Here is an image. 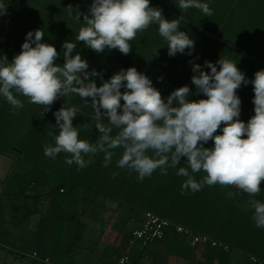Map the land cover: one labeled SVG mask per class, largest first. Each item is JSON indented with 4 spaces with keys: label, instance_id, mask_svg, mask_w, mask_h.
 <instances>
[{
    "label": "crops",
    "instance_id": "0c3cea01",
    "mask_svg": "<svg viewBox=\"0 0 264 264\" xmlns=\"http://www.w3.org/2000/svg\"><path fill=\"white\" fill-rule=\"evenodd\" d=\"M200 2L209 5L211 16L195 8L180 10L178 0H150V6L161 9L168 20L182 15L180 30L195 42L191 55L186 49L184 54L170 57L156 24L137 34L130 42L128 55L117 49L96 53L83 42L77 43L73 55L78 53L88 62L89 72L95 69L102 74L103 79L92 77L98 87L121 69L135 67L152 81L165 100L185 85L190 88L189 100L206 99L192 84L193 63L204 67L205 61L215 63L221 57L227 58L237 63L246 79H254V74L263 70L248 65L256 60L252 51L257 50V60L264 62V0ZM91 3L92 0H1L5 10L0 8V58L6 55L11 62L20 53L26 34L41 29L45 35L42 42L57 49L55 63L62 65V45L76 42L83 14L88 13ZM69 6L82 13L81 20L75 17V11L70 14ZM204 70L210 72L206 67ZM237 95L241 100L239 119L247 123L255 115L253 85L242 84ZM17 98L24 107L13 110L0 96V264H116L145 213L154 212L148 209L150 202L146 198L152 176L140 181L136 172L118 168L121 148L113 150L107 167L104 159L100 160L103 153L94 157L95 165L83 169L68 165L67 153L55 159L46 157L44 147L54 144V135L59 132L53 113L65 102L80 110H92L91 101L86 104L73 94L58 98L46 111L22 95L17 94ZM103 122L108 123L107 119ZM83 123L86 121L79 119L78 127ZM221 129L215 134H222ZM98 135L96 130L94 136H88L87 128L79 133L81 139L93 143ZM203 146L211 148L214 143L210 140ZM179 167H188L186 158H181L176 173ZM72 172H77V184L70 183ZM189 173L197 182L206 175L202 170L192 173L190 168ZM179 177L175 175L174 187L179 191L169 209L175 216L164 218L223 241L231 251L223 255L219 248L193 247L188 236L170 231L163 240L146 247L136 242L130 250L129 264H251L248 254L264 259V228L256 226L254 210L248 206L252 198L264 201V182L260 194L250 197L235 187L219 184L204 185L193 192L182 188L187 177ZM167 179L159 182V187H167ZM229 192L236 193L235 197H229Z\"/></svg>",
    "mask_w": 264,
    "mask_h": 264
},
{
    "label": "clouds",
    "instance_id": "9594fccd",
    "mask_svg": "<svg viewBox=\"0 0 264 264\" xmlns=\"http://www.w3.org/2000/svg\"><path fill=\"white\" fill-rule=\"evenodd\" d=\"M177 7L199 9L205 16L213 14L209 5L200 0H178ZM0 8L4 5L0 4ZM68 9L81 20L78 9ZM182 19V15L166 19L161 9L150 6V0H92L88 13L83 14L76 42L66 41L62 45V65L55 63L57 49L42 42L45 35L41 29L26 34L20 53L11 62L6 55L0 58V96L13 110L24 107L17 94L46 111L51 110L57 98L75 94L86 104L90 99V120L99 133L96 141L80 138V130L91 125L74 127L73 118L79 109L65 102L53 113L59 132L54 135V144L44 147L46 157L55 159L58 154L67 153L70 158L66 157L65 162L83 169L98 153H103L107 167L113 150L121 148L117 167L136 172L140 181L157 169L167 175L168 168H176L181 158H186L188 167H179L176 173L187 177L183 189L196 192L204 185L219 184L257 197L264 182V70L257 71L249 81L237 63L227 58L221 57L215 63L205 61L204 67L210 72L193 63L192 84L206 99L189 100L190 88L185 85L165 100L152 81L135 67L121 69L98 87L92 77L103 79L102 74L95 69L89 72L88 62L78 53L73 55L78 42L96 53L117 49L128 55L130 42L152 24L158 25L170 57L184 54L186 49L191 55L195 42L180 30ZM249 83L253 85L255 115L245 123L239 119L241 100L237 90ZM218 129L222 134H215ZM210 140L214 146L204 147ZM189 168L192 173L202 170L206 175L197 182ZM235 195L228 193L229 197ZM248 206L254 210L252 219L256 226L264 228V201L252 198Z\"/></svg>",
    "mask_w": 264,
    "mask_h": 264
},
{
    "label": "built area",
    "instance_id": "2783aa9c",
    "mask_svg": "<svg viewBox=\"0 0 264 264\" xmlns=\"http://www.w3.org/2000/svg\"><path fill=\"white\" fill-rule=\"evenodd\" d=\"M170 231L188 236L190 245L193 247L205 245L212 248H219L224 252L231 251V247L223 241L216 240L205 234L195 233L190 228L177 224L154 212L148 211L145 213L141 225L133 230L132 235L128 240V246L123 254L118 257L116 264H129L130 250L136 242H139L143 247H146L151 242L163 240ZM33 255L36 257L37 253L35 252ZM247 257L252 264H264V259L256 255L248 254Z\"/></svg>",
    "mask_w": 264,
    "mask_h": 264
},
{
    "label": "trees",
    "instance_id": "16d2710c",
    "mask_svg": "<svg viewBox=\"0 0 264 264\" xmlns=\"http://www.w3.org/2000/svg\"><path fill=\"white\" fill-rule=\"evenodd\" d=\"M264 38H262L263 40ZM252 55L257 57L256 60H253V63L248 65V68H263L264 70V62H261L257 59L260 58V53L259 51H252ZM93 110H80L78 111V114L75 119V123H73L74 127H78V120H85L87 124H90L91 127L87 128V134L88 136H94V133L96 132V128L94 127V122L90 120V115L92 114ZM113 134L115 135V130L113 131ZM88 159V158H85ZM103 160L104 158H100V160ZM101 163V162H99ZM88 165H95V158L93 159V162L88 164ZM72 166H75L77 168V165L75 163L72 164ZM179 165H177L178 167ZM176 167V168H177ZM176 168H168L167 175L161 174L158 170L154 171L152 173V179H151V187L149 189V194L146 197L150 205L148 206V209L154 211L156 214L162 216V217H174L175 214L170 211L169 209L173 208L174 203L176 201V197L179 191V187L175 188V175H176ZM77 175L76 173L72 172L71 178H70V183L72 184H77V179H75V176ZM150 176V177H151ZM160 176H165L167 179L166 184L167 187H159L160 183H165L166 178H160ZM181 178V176L179 177ZM162 182H161V181ZM160 182V183H159ZM63 184L60 185V188L62 187ZM168 234V233H167ZM167 236V235H166ZM209 247V246H208ZM212 248V247H210ZM223 255H228L229 252H224L222 251ZM249 260V259H248ZM251 263V262H250ZM252 264V263H251Z\"/></svg>",
    "mask_w": 264,
    "mask_h": 264
}]
</instances>
